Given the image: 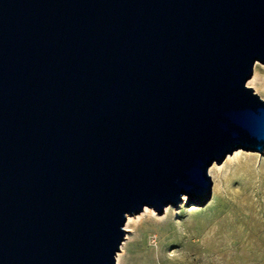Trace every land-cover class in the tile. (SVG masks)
<instances>
[{"label":"water","instance_id":"1","mask_svg":"<svg viewBox=\"0 0 264 264\" xmlns=\"http://www.w3.org/2000/svg\"><path fill=\"white\" fill-rule=\"evenodd\" d=\"M264 0H0V264H117L129 215L264 155Z\"/></svg>","mask_w":264,"mask_h":264},{"label":"rangeland","instance_id":"2","mask_svg":"<svg viewBox=\"0 0 264 264\" xmlns=\"http://www.w3.org/2000/svg\"><path fill=\"white\" fill-rule=\"evenodd\" d=\"M248 86L264 99V64ZM210 169L206 204L185 195L162 214L146 206L129 215L117 264H264V155L239 149Z\"/></svg>","mask_w":264,"mask_h":264},{"label":"bare ground","instance_id":"3","mask_svg":"<svg viewBox=\"0 0 264 264\" xmlns=\"http://www.w3.org/2000/svg\"><path fill=\"white\" fill-rule=\"evenodd\" d=\"M230 157H231V156H230ZM216 167H217V165H214V166L210 169V172H212L213 170H215ZM213 172H214V171H213ZM147 210H148V209H146V211H147ZM146 211H145V212H146ZM130 221H131V217L128 216V224L130 223ZM120 258H121V254H119L118 257H117L118 262H119Z\"/></svg>","mask_w":264,"mask_h":264}]
</instances>
